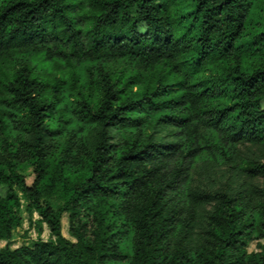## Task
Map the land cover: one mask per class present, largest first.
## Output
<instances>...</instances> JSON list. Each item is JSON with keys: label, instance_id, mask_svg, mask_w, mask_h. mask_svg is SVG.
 <instances>
[{"label": "trees", "instance_id": "trees-1", "mask_svg": "<svg viewBox=\"0 0 264 264\" xmlns=\"http://www.w3.org/2000/svg\"><path fill=\"white\" fill-rule=\"evenodd\" d=\"M247 146L264 0H0V241L32 212L51 235L0 264H264ZM202 159L237 182L194 183Z\"/></svg>", "mask_w": 264, "mask_h": 264}, {"label": "rangeland", "instance_id": "rangeland-1", "mask_svg": "<svg viewBox=\"0 0 264 264\" xmlns=\"http://www.w3.org/2000/svg\"><path fill=\"white\" fill-rule=\"evenodd\" d=\"M242 152L250 158L264 160V151H262L259 147H243ZM192 175L194 178V183H201L203 188H209L213 190H224L227 189L228 186L234 185L237 182V178L230 168L226 166H215L204 159L197 162L196 166L193 168ZM26 182L30 183L31 177H27ZM21 202L23 205L24 201L22 198ZM203 209V211H206L209 209V206L205 205ZM37 220V214L32 212L30 219L25 218L21 225L13 230L12 236L9 240L0 241V248L4 245L9 246L10 248H16L21 245H31V243L38 238L42 240L49 239L51 235L45 224H41V230L38 233ZM61 222V231L63 236L72 240L67 232L65 216H63ZM248 250H255L254 243L249 244Z\"/></svg>", "mask_w": 264, "mask_h": 264}]
</instances>
